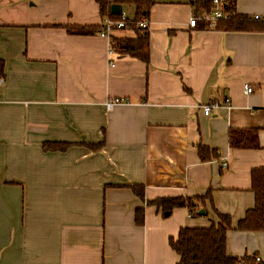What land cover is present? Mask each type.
<instances>
[{"label":"crops","instance_id":"obj_1","mask_svg":"<svg viewBox=\"0 0 264 264\" xmlns=\"http://www.w3.org/2000/svg\"><path fill=\"white\" fill-rule=\"evenodd\" d=\"M250 1L236 10L252 15ZM192 14L189 0H156L146 63L98 32L70 31L99 26L96 0H0V264H178L169 239L217 222L210 200L202 215L178 207L167 217L146 200L209 189L232 217L228 254L264 264V231L236 228L255 204L251 172L264 166V30L192 28ZM114 97L126 101L109 108ZM225 98L231 106L204 113ZM231 127L259 128L262 148H231ZM200 143L220 157L202 161Z\"/></svg>","mask_w":264,"mask_h":264},{"label":"trees","instance_id":"obj_2","mask_svg":"<svg viewBox=\"0 0 264 264\" xmlns=\"http://www.w3.org/2000/svg\"><path fill=\"white\" fill-rule=\"evenodd\" d=\"M100 7L102 17L119 19L120 15L113 14L111 5L121 0H96ZM135 7V14L131 17L134 36H119L112 34L111 45L119 54L140 59L146 63L150 61V41L148 31L137 29V23L144 15L149 16L151 7L156 0H126ZM230 9L235 10L231 17L222 19L213 27L221 30H264V21L255 20L251 14L240 13L236 10V0H228ZM204 27H207L205 25ZM211 28V27H210ZM99 26L93 29L74 27L71 32L88 34L98 32ZM0 76H3V63L0 61ZM228 141L231 148L259 149L262 148L259 137V128L231 127L228 131ZM69 146L66 142H46V150H65ZM92 149H100L103 143L89 144ZM199 158L206 162L220 157L218 149L205 144H198ZM252 191L255 195V204L247 210L245 216L237 223L240 230L264 231V166L254 168L251 172ZM134 193L141 199H145V186L143 184L131 185ZM210 200L211 207L217 215V222L205 227L185 226L181 227L178 236L170 237L171 248L179 255L178 264H262L256 261V256L243 257L232 256L227 251V233L233 227L230 214L219 211L213 203L211 189L205 194L164 196L152 200H146V204L162 209L164 216H169L175 208L186 207L192 215H202L201 210L206 211V202ZM144 208L137 209V222L141 225L145 219Z\"/></svg>","mask_w":264,"mask_h":264},{"label":"built area","instance_id":"obj_3","mask_svg":"<svg viewBox=\"0 0 264 264\" xmlns=\"http://www.w3.org/2000/svg\"><path fill=\"white\" fill-rule=\"evenodd\" d=\"M114 1V0H111ZM115 3V2H113ZM228 0H189V4L192 7L193 14L189 20V26L196 28L199 23L207 25V27H214L219 20L228 19L236 11L230 9L227 5ZM253 19L264 21V13H255ZM132 20L129 16H126V13L123 11L120 14L119 19H114L111 17H105L102 22L99 24L98 33L103 36L110 38L115 31L120 30H133ZM150 23L148 16L144 15L142 19L137 23V29L142 31H148ZM111 52V51H110ZM244 92L250 94L254 92V87L250 84L244 85ZM126 101L123 97H114L110 98L107 105L112 107L116 103ZM231 106V101L229 98L224 100H213L210 103L203 106L204 113L210 115L214 108H219L221 106ZM224 167H227V163H223ZM256 261L260 262L261 257L256 256Z\"/></svg>","mask_w":264,"mask_h":264},{"label":"rangeland","instance_id":"obj_4","mask_svg":"<svg viewBox=\"0 0 264 264\" xmlns=\"http://www.w3.org/2000/svg\"><path fill=\"white\" fill-rule=\"evenodd\" d=\"M257 1L260 2L261 0H251L249 5H248L247 10L249 12H252L253 13L252 15H254L255 14L254 12H256ZM123 10L126 13V16L131 17L135 14V7H134V5H132L130 3H124L123 4ZM258 13H263V12H258ZM123 31L131 32L130 30H123Z\"/></svg>","mask_w":264,"mask_h":264},{"label":"water","instance_id":"obj_5","mask_svg":"<svg viewBox=\"0 0 264 264\" xmlns=\"http://www.w3.org/2000/svg\"><path fill=\"white\" fill-rule=\"evenodd\" d=\"M111 11L113 14L120 15L122 12V5L118 2L113 3L111 5ZM201 212L203 213L204 210H201Z\"/></svg>","mask_w":264,"mask_h":264}]
</instances>
